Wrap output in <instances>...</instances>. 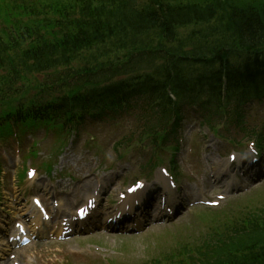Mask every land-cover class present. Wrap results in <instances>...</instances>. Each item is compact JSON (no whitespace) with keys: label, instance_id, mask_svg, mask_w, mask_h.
Wrapping results in <instances>:
<instances>
[{"label":"trees","instance_id":"trees-1","mask_svg":"<svg viewBox=\"0 0 264 264\" xmlns=\"http://www.w3.org/2000/svg\"><path fill=\"white\" fill-rule=\"evenodd\" d=\"M243 1L98 0V6L93 8L90 0L80 11L78 34L62 44L64 47L72 44L71 49L61 52L40 49L34 52L35 58L32 59L28 58V53L19 59L20 67L38 72L56 71L62 64L61 57L65 53H72L74 55L68 61L76 66L78 73L69 77L76 79L78 86L84 81L96 86L115 76L114 65L104 62L107 54L119 52L126 46H137V43L145 45L143 39L149 35L153 37L152 33H156L160 35L157 42L159 48H166L169 55L180 64L203 59H209V64H220L222 70L216 72L211 69V77L204 81L200 79L201 88L210 86V89L192 98L202 99L206 95L200 101L201 107L208 113L204 124L214 129L218 126V116L231 121L227 107L233 101L236 102L235 99L238 98L237 103L264 101V93L258 92H264V63L252 65L264 60V53H259L264 50V3L259 0ZM185 30L190 34L184 35ZM139 51L140 57L154 59L152 53ZM255 54V58L251 57ZM237 55H243L246 62L242 66H230ZM2 63L0 61V66ZM182 69L179 66L176 68L179 72ZM10 71L8 84L21 79L14 67ZM216 77L219 79L214 80ZM221 77L227 80V91L234 95V98H227L224 102L219 91ZM4 95L6 99H16L7 88ZM182 100L178 96V100L170 107L165 104L167 99L158 101L159 109L155 110V117H149H154L152 121L155 122L147 128V133L155 135L162 132L172 117V110L179 109ZM16 112L46 119L48 113L54 115V107L35 103L27 112L22 106ZM216 235L217 247L201 254L203 264H264V205L248 209L246 214L242 213L223 223L221 234ZM253 247L252 254L244 255L245 260L242 262L244 251L250 252Z\"/></svg>","mask_w":264,"mask_h":264},{"label":"rangeland","instance_id":"rangeland-1","mask_svg":"<svg viewBox=\"0 0 264 264\" xmlns=\"http://www.w3.org/2000/svg\"><path fill=\"white\" fill-rule=\"evenodd\" d=\"M248 0H244L243 3ZM252 1V0H251ZM257 1V0H253ZM259 2L264 3V0H259ZM0 21H6L8 15L4 12H1ZM6 25H0V31H7V27H11L14 30L17 28V23H11L9 26L5 27ZM184 35H189L190 33L185 30L183 32ZM122 51L113 52L111 54H107L106 57L108 60L105 63H111L115 59L123 58L126 56V53L121 54ZM121 54V55H120ZM255 113L254 115L251 114V122L252 125L256 124L257 126H261L264 121V107H254L253 108ZM257 112V113H256ZM261 113L259 116L258 114ZM195 115L192 114L191 111L185 112V120L183 122V126L181 127L180 131L178 132L177 136L179 138H184L183 146L184 149H180L177 154L175 155L176 161L180 166V159L183 160L182 170V184L185 185L189 183L191 179L187 178L184 174L186 169L189 171L188 176L193 175L197 177L198 175L205 176V165L207 164L208 157L214 158L211 155L213 152H217V155L223 157V155H228V152L232 150H236L239 147H235L233 142H226L220 140L218 137L216 138L213 135H210L209 132L206 130H202L201 133L196 129L193 121ZM191 125H194V128H191ZM195 134H191V133ZM100 133V132H99ZM92 130L90 134L94 135L98 140V143L95 145L89 146L90 150L99 153L101 159L104 157H111V149L112 146L107 145L108 140L113 135H117V131L115 129H108L107 134H103L102 136ZM234 133V129L232 128L229 131V136H232ZM122 136V134L120 135ZM190 137V138H189ZM202 137L204 139H208L207 145L211 142L212 146L216 145V148H207L208 146H204V142L202 141ZM189 138V143L187 139ZM240 138V137H239ZM52 144H55V139L52 142L47 144V147H52ZM189 145V146H188ZM80 146H83L81 143L74 145L73 151H75V155L72 154L70 158L76 160L78 155H84L86 152L85 148L79 149ZM193 151L188 153L185 152L186 148L188 147ZM244 148V145H240ZM134 146L135 149L131 153L123 158L126 161L124 165L128 170H130L129 176L132 180H137L142 173V169L136 167L135 165H139L142 161H144V154L141 152L143 150H139ZM264 149V148H263ZM145 150V149H144ZM147 150V149H146ZM49 152H47L48 154ZM147 153V152H145ZM171 152L168 151L167 157H163L162 162L165 160V165L167 166L169 162V157H171ZM42 155V154H41ZM146 156L150 157V155L146 154ZM55 159V158H54ZM38 163L43 162L38 157L36 158ZM53 161V160H52ZM184 169V171H183ZM21 171V169H17L14 172H9L10 180ZM159 175V171L156 170L153 174H151L152 179L156 178ZM206 179L210 182L209 175L207 174ZM254 186L255 188H260L257 194H252V196L248 197V202H252L248 205V207L256 206V205H263L264 204V187L262 185ZM187 188V187H186ZM190 194V193H189ZM191 195V194H190ZM208 197L205 198L207 200ZM242 198V197H241ZM240 198V199H241ZM237 198L231 197L228 199L227 202L223 201L222 208H226L224 210H220L215 215L222 214L224 218H228L232 211L235 210L237 202L235 201ZM220 204V205H222ZM205 210V208H198L191 210L187 218L182 220L173 221L174 223H166V225H155L153 227H148L145 231L139 236H122L118 234H98L88 238H83L79 240H70L69 242L61 243L58 240H55L48 244H42L40 247L36 245L30 248L29 250L22 253V256H26L28 259L32 258V263L27 264H90L89 257L95 256L98 259H102L107 261V264H152L154 260L162 258L164 255L168 256V252H172L173 250L177 249L180 243L186 241L189 237H195L199 235L201 231L207 228L205 231L202 232V235L205 233H209L212 228H215L216 224H211L215 217L211 214H207L205 212H200ZM176 222V223H175ZM94 244L98 246H94ZM104 264V263H100ZM106 264V263H105Z\"/></svg>","mask_w":264,"mask_h":264},{"label":"bare ground","instance_id":"bare-ground-1","mask_svg":"<svg viewBox=\"0 0 264 264\" xmlns=\"http://www.w3.org/2000/svg\"><path fill=\"white\" fill-rule=\"evenodd\" d=\"M130 199H131V198H130ZM0 264H1V263H0ZM4 264H9V262H8V261H7V262L5 261V263H4Z\"/></svg>","mask_w":264,"mask_h":264}]
</instances>
